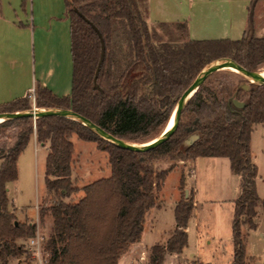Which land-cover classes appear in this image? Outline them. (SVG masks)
I'll return each mask as SVG.
<instances>
[{"label":"trees","instance_id":"16d2710c","mask_svg":"<svg viewBox=\"0 0 264 264\" xmlns=\"http://www.w3.org/2000/svg\"><path fill=\"white\" fill-rule=\"evenodd\" d=\"M64 5L72 61L70 95L56 96L38 83L25 96L0 104V109L68 108L123 141L144 143L167 126L183 89L213 60L228 56L253 70L264 64V36L256 37L249 26L238 39L205 40L190 38L188 23L175 21L173 28L182 43L174 46L147 23L137 0H64ZM113 24L119 45L112 42ZM222 92L219 97L206 81L199 84L174 133L144 152L120 148L65 116L1 121L0 127L12 128L13 142L0 147V264L11 259L34 264L29 240L36 235L35 226L20 222L9 209L6 188L17 178L18 156L32 134L38 143L47 144L44 185L47 195L55 198L39 210L40 219L46 212L52 217L50 235L43 243L46 264H118L130 246L141 241L146 212L161 208L157 193L175 164L198 156L228 157L230 171L240 177L233 200L231 264H259L246 253L243 227L255 229L259 203L264 210L250 154V134L264 124V82ZM233 99L243 106L234 105ZM193 133L197 137L186 145ZM73 135L96 142L107 153L110 176L82 187L72 183ZM161 160L169 164L158 170L156 162ZM185 181L182 173L179 186ZM78 191L84 195L77 201L64 200ZM193 199L190 193L174 204L175 228L166 241L151 245L148 264H162L166 253L179 254L187 245Z\"/></svg>","mask_w":264,"mask_h":264},{"label":"rangeland","instance_id":"374dc122","mask_svg":"<svg viewBox=\"0 0 264 264\" xmlns=\"http://www.w3.org/2000/svg\"><path fill=\"white\" fill-rule=\"evenodd\" d=\"M137 1L145 19L147 12L152 8L154 9V16L160 20V23L156 26L157 31L162 39L167 40L174 46L182 43L173 28L175 21H186L189 27V36L195 39L208 40L224 37L238 39L248 26L254 31L256 37L264 36V0H257L256 2H252V0ZM112 42L115 45L120 44L118 31L114 24ZM55 50L58 52V57L62 56L61 47L57 50L55 46ZM219 59L223 58L213 61ZM70 62V78L72 80L71 54ZM256 70L264 72V64ZM205 81L216 89L219 97L223 96L222 90L225 88L232 90L235 86L244 87L247 82H250L242 74L229 69H225V71L217 70L210 74ZM12 132V128L0 127V147L10 145L13 142ZM250 137V154L258 170L255 187L261 201L264 199V124L255 126ZM71 140L73 143L71 181L74 185L82 187L94 182L96 179L110 176L107 153L100 150L96 142L81 140L76 135H73ZM46 153L47 148L41 143H38L35 152L32 149V145L24 148L17 160V178L15 181L9 182L6 187L9 209L15 213L20 222H31L35 226L40 251L38 254L32 252L34 264H46V253L43 250V243L49 237L52 225L51 215L46 212L43 218L40 219L39 210L41 207L49 206L55 199L52 196H48L45 191ZM192 161H178L174 169L167 175L162 184V190L157 193V200L162 204L161 208H150L146 212L143 222L144 232L142 234L144 242L132 244L129 250L122 255L118 264H148L151 244L163 243L165 238L175 228L173 206L183 195L185 196L186 190L187 196L185 197H188L190 193L193 194L195 189L197 190L195 201H198V205L200 204L198 206L199 209L203 206L199 217L203 224H206V231L209 236L213 237L209 244L204 242V240L201 241L200 254L203 256V260H205L204 258H209L211 248L216 244L215 240L218 241V236L225 237L227 235L225 230L231 222L233 213V205L227 200L232 199L233 202L238 195L240 177L230 171L228 158L201 157L194 164L195 168L194 165H191ZM168 164L169 162L167 161H157L156 168L161 170ZM182 173L185 174V179L189 183L185 181L183 186L180 187L179 179ZM83 195V191H78L65 197L64 200L77 201ZM256 210L257 215L254 218L256 228L248 229L245 225L243 232L246 237V253L254 256L263 264L264 210L261 203L258 204ZM229 248H231V245H229ZM197 261H188L182 255L166 253L162 264H196ZM225 261L227 259L223 258L224 263ZM8 264H18V260L11 259Z\"/></svg>","mask_w":264,"mask_h":264},{"label":"crops","instance_id":"0c3cea01","mask_svg":"<svg viewBox=\"0 0 264 264\" xmlns=\"http://www.w3.org/2000/svg\"><path fill=\"white\" fill-rule=\"evenodd\" d=\"M150 5L152 8V3ZM0 6V104L25 96L32 92L38 83L49 88L56 96L70 95L69 19L63 0H0ZM146 21L157 30L156 26L160 20L154 16L153 8L147 12ZM55 46L57 50L60 47L62 49V56H59L61 59L57 56ZM29 145H32L35 152L38 145L35 134L31 135L25 148ZM43 146L47 148V144ZM201 157L205 156L196 157L191 165H194ZM196 194L195 189L194 208L186 228L188 243L179 254L174 253V255H182L188 261L198 260L197 263L201 264H223V258H225L227 261L224 264H231L232 217L225 230L227 235L218 236V241L215 240L216 244L211 248L209 258L203 260L200 254L201 241L204 240L209 244L213 237L209 236L206 224H203L199 217L203 206L199 209L200 204L198 205V201H195ZM227 202L233 205L234 210L232 199H228ZM143 232L144 225L142 234ZM140 239L144 242L142 235ZM141 241L136 243H142Z\"/></svg>","mask_w":264,"mask_h":264},{"label":"water","instance_id":"95a60500","mask_svg":"<svg viewBox=\"0 0 264 264\" xmlns=\"http://www.w3.org/2000/svg\"><path fill=\"white\" fill-rule=\"evenodd\" d=\"M102 48H104V45H102ZM103 58V52L100 53L99 56V62L97 65V69L95 71V75L100 67V64L102 62ZM231 64H236L240 68L244 69L246 72H249L250 75H252L255 79L256 82H264V73L259 70H253L249 68L245 63L239 62L232 57H225L223 59H219L216 61H213L212 63L208 64L207 67L202 69L199 74L192 80L188 86H186L181 93L176 105L178 104L180 106V111L177 116V120L175 122V125L165 134L154 137L150 139V143L146 141L145 143H134V142H127L123 141L117 137H115L113 134H110L107 132L105 129H103L101 126L97 125L96 123H93L90 121L88 118H86L84 115L81 113H78L76 111H73L68 108H60V107H47V108H31L28 110H17V109H0V116L2 114H6L8 116L7 119L10 118H15L19 116H31L33 118L44 116V115H60V116H65L68 118H72L74 120L80 121L82 124L87 125L89 128H91L93 131H95L101 138H103L106 141H109L110 143L112 142L116 146L124 149H130L136 152H144L150 149H153L161 143L165 142L168 140V138L174 133V131L177 129L178 125L180 124V120L182 119L184 110H185V104L188 101V99L192 96V94L196 91V88L199 84H201L203 81H205L208 76L212 73H214L217 70H220V68L225 67L226 65H231ZM96 79V76L94 77V81ZM250 81V80H249ZM252 82V81H250ZM254 82V83H256ZM243 88H247V84ZM234 105H237L238 107L243 106V102L238 101L236 99H233ZM197 137L196 133H193L192 135L188 136L185 140V144L189 145L191 144L194 139ZM185 196H187V190L185 191Z\"/></svg>","mask_w":264,"mask_h":264},{"label":"bare ground","instance_id":"6f19581e","mask_svg":"<svg viewBox=\"0 0 264 264\" xmlns=\"http://www.w3.org/2000/svg\"><path fill=\"white\" fill-rule=\"evenodd\" d=\"M225 69L236 71L239 74H242L243 76H245L250 81L256 82V79L252 75H250L249 72H246L244 69L240 68L236 64L226 65L225 67L220 68V70H225ZM179 111H180V106L177 104L176 108L174 109V111H173V113H172V115L170 117V119L167 122L168 123L167 127L160 133V135H163V134L167 133L175 125V122L177 120V116L179 114ZM7 118H8V116L6 114H2L0 116V122L3 121V120H6ZM160 135H158V136H160ZM150 142L151 141H148V143H150ZM145 144H147V143H145Z\"/></svg>","mask_w":264,"mask_h":264},{"label":"built area","instance_id":"2783aa9c","mask_svg":"<svg viewBox=\"0 0 264 264\" xmlns=\"http://www.w3.org/2000/svg\"><path fill=\"white\" fill-rule=\"evenodd\" d=\"M29 245H30V247H31V249H32V252L34 253V254H38L39 253V251H40V246H39V239H38V236H36L35 235V237H33V238H31L30 240H29ZM197 264H201V263H197Z\"/></svg>","mask_w":264,"mask_h":264}]
</instances>
